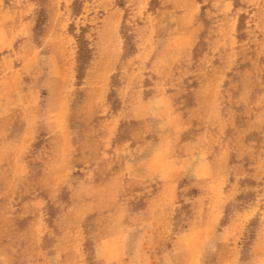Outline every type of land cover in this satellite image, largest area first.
I'll use <instances>...</instances> for the list:
<instances>
[{
	"label": "rangeland",
	"instance_id": "obj_1",
	"mask_svg": "<svg viewBox=\"0 0 264 264\" xmlns=\"http://www.w3.org/2000/svg\"><path fill=\"white\" fill-rule=\"evenodd\" d=\"M0 264H264V0H0Z\"/></svg>",
	"mask_w": 264,
	"mask_h": 264
}]
</instances>
